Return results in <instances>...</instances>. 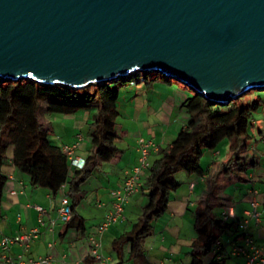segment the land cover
<instances>
[{
  "label": "water",
  "instance_id": "95a60500",
  "mask_svg": "<svg viewBox=\"0 0 264 264\" xmlns=\"http://www.w3.org/2000/svg\"><path fill=\"white\" fill-rule=\"evenodd\" d=\"M158 71L227 103L264 89V0H0V80Z\"/></svg>",
  "mask_w": 264,
  "mask_h": 264
},
{
  "label": "trees",
  "instance_id": "16d2710c",
  "mask_svg": "<svg viewBox=\"0 0 264 264\" xmlns=\"http://www.w3.org/2000/svg\"><path fill=\"white\" fill-rule=\"evenodd\" d=\"M172 81L189 89L161 72L138 70L115 80L80 88L43 84L32 78L0 80V199L6 181L2 168L10 161L28 176L30 185L46 189L52 197L65 188L72 210L66 228L84 233L87 229L85 219L77 212L83 199L81 186L96 165L111 161L119 152L116 121L121 115L117 107L120 89L142 83L147 89L161 85L181 90L185 97L180 108L187 115V122L149 161L140 178L143 179L141 190L146 203L132 228L113 241L117 254L125 244L129 246L131 257L138 256L153 220L165 212L170 193L179 187L176 175L182 172L201 177L207 171L199 164L205 151L214 155L223 140L228 139L232 156L223 163L226 175L233 171L246 172L257 164L253 158L245 159L247 156L241 150L244 152L247 147L251 110L259 106V101L250 105L240 103L239 98L219 102L191 89L186 91L174 86ZM78 112L89 113L85 135L92 147L81 169L70 166L62 147L51 140V125L42 120L47 114L73 115ZM10 151L11 157L8 156ZM211 159L214 163V157ZM239 180H242L241 176ZM223 211L214 213L209 202L193 210L196 237L191 243V264H204L205 257L228 231L241 235L237 220L223 219ZM221 248L222 245L220 252ZM85 264L97 263L89 258ZM210 264H219V260L212 257Z\"/></svg>",
  "mask_w": 264,
  "mask_h": 264
},
{
  "label": "crops",
  "instance_id": "0c3cea01",
  "mask_svg": "<svg viewBox=\"0 0 264 264\" xmlns=\"http://www.w3.org/2000/svg\"><path fill=\"white\" fill-rule=\"evenodd\" d=\"M137 89L138 87L135 90L137 91ZM148 89L160 90L164 92V95H160V101L155 102V105L151 104L153 100H150L149 97L144 98L138 95L131 103L130 116L138 123L134 134L139 136L126 137L127 133L123 131L126 126H117L120 136L117 142L119 152L111 161L96 165L89 179L81 186L83 199L86 191L95 192L93 202L97 209L96 212L93 209L94 213L87 215L90 217L87 219L78 210L80 206L81 210L87 214V211L83 210L85 209L82 204L83 199L78 205L77 212L85 219L87 228L84 233L73 228L67 229L66 223L59 221L50 230L49 224L56 218V209L62 194L52 197L46 189L30 185L28 176L16 169L10 161L3 166L2 172L6 181L0 199V240L4 237H13L28 232L38 226L40 218L44 225L39 227L37 238L26 249L18 243L12 245L8 250L0 249V264H12L10 259L13 260L19 255L28 264L29 260H36L47 254L51 256L49 264H85V260L90 258L88 237L94 235L97 226L112 209L110 192L122 185L127 173L137 164L138 139L144 138L155 143L156 147L148 157V161H151L155 158L158 150L172 141L178 130L187 122L188 117L180 108L185 97L181 90L161 85H154ZM175 93L178 98H170ZM42 120L52 127V123L45 116ZM88 120V112L61 115L58 120L59 136L54 135L57 140L55 144L60 147L77 144L76 155L86 158L92 149L85 135ZM143 129L144 131H141ZM8 156L11 157V151ZM219 156V151L214 155L210 153V159L214 157L215 162L211 163L212 159H209L207 167L204 168L207 171L201 177L179 172L176 175L179 187L170 193L165 212L153 220L151 231L144 239L140 254L131 257L129 246L125 244L117 254L113 241L129 231L137 221L130 219L135 205L140 204L138 208L142 209L146 203V196L141 190V184H143V179H141L137 191L129 197L124 206L123 217L110 225L101 235H96L101 243L100 252L109 258V264H191V243L196 237L193 226L194 208L202 207L206 202H209L213 209L218 210L216 214H220L226 207H231L233 213L238 218H242L245 211L250 209V201L253 198L250 194L251 189L258 191V195L254 199L257 200V211L264 221V177L255 175L254 171L248 172V169L243 172L242 180H239V176L238 178L233 177L236 171L226 175L224 172L226 167L223 166V163L230 159L232 152L229 150L221 161ZM247 159L249 160V158ZM258 167V162L253 165V169ZM234 181L245 182L248 185L245 191L243 190L244 186H237L239 197L233 205L231 204L233 197L228 195L225 190L226 186ZM258 183L261 186H258ZM86 184L89 186L87 190L84 188ZM63 192L65 193V188ZM35 205L41 206L45 213L39 214ZM140 211L137 214V219ZM189 211L192 215L190 217ZM249 231L256 244H264V228L261 225L250 221ZM236 236H238L236 241H233ZM240 242L242 240L237 232L232 231L231 234L223 236L221 250L226 256L219 260V264L245 263L243 256L229 255L232 247ZM49 243H52L51 248L48 246ZM212 257V253H209L204 259V264H210Z\"/></svg>",
  "mask_w": 264,
  "mask_h": 264
},
{
  "label": "built area",
  "instance_id": "2783aa9c",
  "mask_svg": "<svg viewBox=\"0 0 264 264\" xmlns=\"http://www.w3.org/2000/svg\"><path fill=\"white\" fill-rule=\"evenodd\" d=\"M138 151L139 157L137 159V164L127 173V176L123 180L120 187L113 189L110 192L112 209L105 215L104 219L97 226L94 235L88 237V243L90 244V258H93L97 264H109L110 260L107 256L100 252L101 243L96 235H101L107 228L117 222L121 217H123L124 206L128 201L129 197L132 196L134 192L137 191L140 186V178L143 172L148 167L149 161L148 157L152 150L155 149L156 145L152 140H146L144 138L138 139ZM77 144L72 146H63L62 151L68 157L70 166L73 168L81 169L85 165V157H80L76 155ZM192 187V184H191ZM59 205L56 209V218L50 221V230L53 229L56 222L67 223L72 216V210L70 207L69 198L63 192L61 193ZM250 194L253 196L250 201V209L246 210L244 217L238 218L232 211L231 207H226L223 211V219L237 220L238 230L241 233L240 238L242 242L235 244L231 251L230 256H243L245 258L244 264H264V244H256L249 231L250 221H254L255 224L261 225L264 228V221H262L260 213L257 211V200L255 196L258 195L256 189H251ZM39 214L45 213V210L38 205L34 206ZM44 225L43 220L40 218L37 227L32 228L26 233L18 234L13 237H4L0 240V249L8 250L15 243L20 244L24 249H26L37 235L39 234V227ZM221 240L217 241L216 246L211 251L213 258L220 260L226 255L220 252ZM49 248L52 247V243L48 244ZM12 264H27L22 257L19 255L17 258L11 260ZM51 261L50 255H44L36 260H29L28 264H49Z\"/></svg>",
  "mask_w": 264,
  "mask_h": 264
},
{
  "label": "rangeland",
  "instance_id": "374dc122",
  "mask_svg": "<svg viewBox=\"0 0 264 264\" xmlns=\"http://www.w3.org/2000/svg\"><path fill=\"white\" fill-rule=\"evenodd\" d=\"M172 83L174 84V86H177V87L183 88L186 91H189L188 88L184 87L180 83H177L175 81H172ZM136 87H138L137 91L135 90ZM132 89H134V90L131 91ZM120 90H121V92L119 94L117 107H118V110L121 113V115L117 118V121H116L117 126H119V125H124V127L126 126V129H123V131H125L127 133L126 137H131V136L137 137L139 135L134 134V131L137 129L136 127L138 126V123H137L136 119H134L130 116V114L132 112V110H131L132 104L131 103L135 100L136 95H138V96H140V97L142 96L144 98L149 97L150 100H153V102L152 103L150 102V103L152 105H155L156 104L155 102L160 101L159 97L162 94L164 95V92H162L160 90H156V89H154V90L147 89L144 87V85H142V83H139L138 85H134V86L129 85L127 87H122ZM170 98L177 99L178 98L177 93L172 94L170 96ZM238 98H239L238 101L240 103H243L246 105H250L254 101L260 102L259 106H257L255 109L251 110V115H250L251 124L249 125L250 138L247 140L248 144H247L246 149L244 150V152L241 150V153L242 154L245 153L244 155L247 156L249 159L255 158L256 161L259 163L258 168L253 169V167H249L248 172L254 171L255 175H259V176L264 177V89L248 90V91L244 92ZM45 117H46V119H48V121H50L52 123L53 129L51 132V134H52L51 140L53 142H57V140H55L56 138L54 135H57V137L59 136V126H58L59 121L58 120L61 117V115L60 114H47V115H45ZM142 117L143 116L141 115V119H142ZM141 131H144V129ZM217 150L220 152V156L218 158L221 161L224 159L227 152H229V141H228V139L223 140V142L219 145ZM247 157H245V159H247ZM209 159H210V153L205 151L203 157L199 161L200 166L203 168H206L208 163H209ZM182 174H184V173H182ZM242 175H243L242 172L236 171V173L233 174V177L238 178V176L240 177ZM240 185L244 186L243 190L245 191L248 184H246L245 182L234 181V182H232L226 186L225 192L228 195L233 197L232 198L233 202L231 203L233 205L237 202V199L239 197V191L237 190V186H240ZM258 186H261V184L258 183ZM88 187L89 186L86 184V187H84V188L87 190ZM94 193H95L94 191H86L84 199L82 201V204L85 207V209H83V210L84 211L86 210L87 214H85L81 210L82 207H80V206L78 207V210L81 211L83 213L84 217L87 219L90 218L87 215L94 213L93 209L95 210V212L97 211V209H95V207H94V202H93ZM139 206H140V204H136L134 209H133V213L130 214V215H132V217L130 218L131 221L137 220V214L141 210L138 208ZM213 211H215L214 213H216V211H218V210L214 208ZM140 213H141V211H140ZM189 213H190V211H189ZM190 216H192L191 213H190L189 217ZM187 226H189V225H187ZM231 233H232L231 231H228L225 234V236H227Z\"/></svg>",
  "mask_w": 264,
  "mask_h": 264
}]
</instances>
